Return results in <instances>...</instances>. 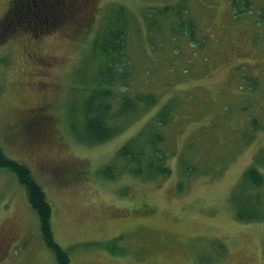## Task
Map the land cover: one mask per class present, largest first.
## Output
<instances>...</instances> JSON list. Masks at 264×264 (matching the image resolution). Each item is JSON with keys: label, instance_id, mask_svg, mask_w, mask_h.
I'll return each mask as SVG.
<instances>
[{"label": "rangeland", "instance_id": "374dc122", "mask_svg": "<svg viewBox=\"0 0 264 264\" xmlns=\"http://www.w3.org/2000/svg\"><path fill=\"white\" fill-rule=\"evenodd\" d=\"M186 1L191 39L171 30L181 0H96L93 23L95 30L111 4L135 22L132 93L154 86L160 106H174L163 128L168 179L100 173L121 167L117 151L158 107L104 144L87 147L71 134L68 124L82 126V90L96 66L86 63L87 26L0 41V147L42 185L54 239L71 264H264V221L238 222L232 204L246 168L264 174V0H251L239 19L231 0ZM8 6L0 0V19ZM257 193L264 210V187L247 194ZM119 236L125 255L80 247ZM0 264H56L25 188L1 168Z\"/></svg>", "mask_w": 264, "mask_h": 264}, {"label": "trees", "instance_id": "16d2710c", "mask_svg": "<svg viewBox=\"0 0 264 264\" xmlns=\"http://www.w3.org/2000/svg\"><path fill=\"white\" fill-rule=\"evenodd\" d=\"M186 2L181 0L178 10L175 11L173 21L177 25L171 29L175 34L173 37H195L196 25ZM230 4L233 17L237 19L251 10V0H231ZM96 8V0H9L6 14L0 21V41L20 34L39 38L60 30L76 32L82 26H87L89 58L86 63L92 67L94 66L91 64L96 63V66L90 78V87L85 85L82 90L85 93L79 108L82 126L78 129L73 124L70 125L74 138L87 146L106 143L125 132L142 115L158 107L148 124L117 152L116 158L121 167L110 164L103 167L100 173L108 180H116L126 171L144 181L167 178L172 174V170L168 166V154L164 148L167 135L163 128L172 122V101L166 100L160 106V97L154 86L149 90L135 91L133 95L136 62L129 54V42L131 26L135 22H132L131 16L123 6L113 4L106 8L107 14L94 30L93 23L99 15ZM167 9L163 12L166 13ZM145 81V84H152ZM138 148H141L142 152ZM0 168L16 174L25 186L29 202L38 213L44 241L54 253L56 263L70 264L69 252L54 239L51 207L29 168L8 158L1 148ZM188 169L189 166H185V170ZM263 187L264 174L256 164L252 165L236 185L232 198L238 221L251 223L264 219L259 194H247L248 191L256 193ZM118 240L119 238L107 243H88L85 247L106 250L113 254L122 253L116 245Z\"/></svg>", "mask_w": 264, "mask_h": 264}]
</instances>
